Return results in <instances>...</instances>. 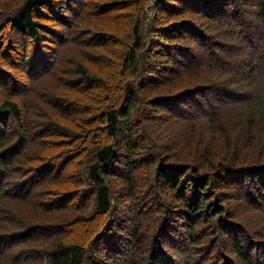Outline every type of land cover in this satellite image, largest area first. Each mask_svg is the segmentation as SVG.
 I'll use <instances>...</instances> for the list:
<instances>
[{"label": "trees", "instance_id": "trees-1", "mask_svg": "<svg viewBox=\"0 0 264 264\" xmlns=\"http://www.w3.org/2000/svg\"><path fill=\"white\" fill-rule=\"evenodd\" d=\"M184 74L198 79L178 91ZM158 84L173 87L151 110L140 93ZM182 117L223 138L222 160L144 128ZM263 144L264 0L0 5V259L40 247L46 264H264ZM28 201L46 218L87 213L42 223L18 209ZM75 228L90 233L58 238Z\"/></svg>", "mask_w": 264, "mask_h": 264}, {"label": "rangeland", "instance_id": "rangeland-1", "mask_svg": "<svg viewBox=\"0 0 264 264\" xmlns=\"http://www.w3.org/2000/svg\"><path fill=\"white\" fill-rule=\"evenodd\" d=\"M3 3H4V0L3 1L0 0V5H2ZM175 18L180 19V16H176ZM114 24L119 26V28L116 30V32L118 34L120 32H123V30H126V28L128 27L127 19H124V21L120 23L121 25L117 24L116 22ZM151 54L152 53H150V56L147 57V60H149V61H151V57L154 58V56ZM161 71H163V68ZM158 73L159 72H156L154 74V77H158L157 76V75H159ZM144 75H145V78H148V76L146 74H144ZM196 79H198V78L195 75L190 76V77L189 76L186 77V74H184V76L181 75V77L180 76L174 77L173 81H174L175 86L178 89V91H180L184 88H187V86L189 87V83L195 81ZM147 81H148V79H147ZM158 87L159 88L154 89V90H143L140 93L141 98H143V100L147 98L146 100H144V103L146 105H148V108H150L151 110L153 108L151 106V103L148 102L149 99L151 97L158 96V95L162 96V94H164L167 90H169L173 86H172V84H170L168 87H166V84H164L162 86H160V84H158ZM81 98L83 99V97H81ZM166 108H167V106H166ZM161 109H163V108H161ZM166 111L167 110H163L162 114L159 116L166 115ZM172 113H173V111H172ZM174 115L176 116V114H174ZM177 117H180V116H177ZM182 118L183 119L176 120V121L173 120V122H164V121H160L157 119L146 118L145 121L143 120L145 125H146V127H144V128L147 129L148 127H150V130H148L147 135L153 136L151 138V141L156 142L158 144L159 143L161 144L160 141L164 140L165 138L171 137V139H173V138L177 137L179 140L183 139V141H180V142L176 141L177 143H176L174 149L172 150L173 153H177V152L182 151L184 154H188L191 157H194L198 153H202L203 150L206 148V146L211 145L212 146L211 149L213 148V150H211L212 152H211V155H209V157H214L213 161H215V162L222 160V158L224 157V151L222 150L223 138L222 137L220 138L219 134H216V133L207 129V127H208L207 123L208 122H206V120L199 119L200 121H202V122H200L199 120H196L195 118H186V117H182ZM73 119H76V120H73ZM189 119H195V120H189ZM60 121L62 122V124L64 126L66 125L67 127H71L74 125L76 126V124L81 123V120H78V118L68 119V118L63 117L60 119ZM193 123H195L194 126L192 125ZM92 125L95 126L96 124L92 123ZM84 126H86V125H84ZM76 127H78V126H76ZM192 127L195 128V130L193 129V132L191 131ZM37 151H38V148L34 147V148H31L30 153H37ZM212 163H214V162H212ZM56 169H57V166L55 167V170ZM53 170H54V167H53ZM82 176L85 177V174H83ZM64 184L67 186L64 189H68L70 191H75L74 189L77 186L82 185V184L77 183V182H75V183H67L66 182ZM145 184H147V183H145ZM58 186H60V185H58ZM39 191L41 194L44 193L41 188H39ZM25 207H26V209H25ZM30 207H32V205H31V202L28 201L27 206H19L18 209L20 210L22 208L20 210L21 212L27 214L28 216L29 215L33 216L34 219L41 221L42 223L54 222L56 219L69 218L72 220L77 215H81L82 213L83 214L87 213V210H85V209H83V210L79 209L78 210V207H80L79 202H77L74 205V207H73L74 210H72V211L68 210L67 211L66 208L60 209L59 212H56V213L54 212V214H52V213L48 214L47 213L48 214L47 218H46V215L42 216L40 214H34L33 211H35V210L32 211V209ZM121 208L123 209V207H121ZM123 211H125V209ZM36 212H38V211H36ZM122 214H123V212H122ZM80 230H81L80 228H75L76 232H72V230H71L70 232H68L64 236L63 235L58 236V238L59 239H66L68 237L74 236L73 234H75V233L77 236L81 235L83 237V235L86 232L88 234L90 233V231H86L84 234H82V231H80ZM45 231L46 230H44V232ZM44 238L48 242H51V241L55 240L56 234L55 233L48 234V235L44 236ZM184 244H185V240L183 239L182 244L179 246L184 247ZM44 248H49V247H44ZM22 249H24L25 251L21 254V256L18 259L14 260V258H13V259H10V261H9L8 260L9 258L7 256V257H4V259H0V264H46V259L44 256H40L42 260H39V261L33 260V258H34L33 256L35 255V253H37L38 255H41L40 252L44 251L40 247H36L35 250H32L33 247H31L30 249L24 247ZM19 253H20L19 250H14V254L17 255ZM44 253H43V255H44ZM29 254H30V256H29Z\"/></svg>", "mask_w": 264, "mask_h": 264}, {"label": "bare ground", "instance_id": "bare-ground-1", "mask_svg": "<svg viewBox=\"0 0 264 264\" xmlns=\"http://www.w3.org/2000/svg\"><path fill=\"white\" fill-rule=\"evenodd\" d=\"M2 1H3V0H2ZM8 2H9V1H8ZM22 2H23V1H22ZM14 3H15V2H14ZM17 3H18V2H17ZM6 5H7V4H6ZM1 6H2V5H1ZM3 15H4V14H3ZM2 19H3V18H2ZM4 19H5V18H4ZM2 21H3V20H2ZM242 33H243V32H242ZM241 35L243 36V34H241ZM246 35H247V34H246ZM251 38H252V37H251ZM243 39H244V38H243ZM253 39H254V38H253ZM253 41H254V40H253ZM29 45H30V44H29ZM22 46H23V45H22ZM34 50H35V49H34ZM75 69H76V68H75ZM78 73H79V72H78ZM3 90H4V89H3ZM1 91H2V90H1ZM25 92H26V91H25ZM27 92H28V91H27ZM4 93H5V92H4ZM21 94H22V93H21ZM135 98H136V96H135ZM139 101H140V100H139ZM92 115H93V114H92ZM245 121H246V120H245ZM246 123H247V122H246ZM246 125H247V124H246ZM249 126H251V125H249ZM120 131H121V130H120ZM67 133H68V132H67ZM65 140H66V139H65ZM253 143H254V142H253ZM253 143H252V144H253ZM247 144H248V143H247ZM253 145H254V144H253ZM263 146H264V144H263ZM250 147H251V146H250ZM249 150H250V148L248 149V151H249ZM59 154H60V153H59ZM251 154H252V153H251ZM255 156H256V155H255ZM260 156H261V155H260ZM260 156H259V157H260ZM257 157H258V155H257ZM257 157H256V158H257ZM252 159H253V158H252ZM259 160H260V159H259ZM257 162H258V161H257ZM250 163H251V161H250ZM250 163H249V164H250ZM254 163H255V162H254ZM249 164H248V165H249ZM255 165H256V164H255ZM255 165H254V166H255ZM36 166H37V165H36ZM39 168H40V167H39ZM34 170H35V169H34ZM154 172H155V171H154ZM31 173H32V171H31ZM152 173H153V172H152ZM12 174H13V173H12ZM12 174H11V175H12ZM154 175H155V174H154ZM13 176H14V175H13ZM14 177H15V176H14ZM15 179H17V178H15ZM47 179H48V178H47ZM16 181H17V180H16ZM92 181H93V180H92ZM15 183H16V182H15ZM19 183H20V182H19ZM18 187H19V186H18ZM16 188H17V187H16ZM24 190H25V189H24ZM32 191H34V190L32 189ZM176 191H177V190H176ZM173 193H174V192H173ZM18 194H19V193H18ZM262 195H263V194H262ZM55 199H56V198H55ZM260 201H261V200H260ZM21 209H22V208H21ZM21 209H20V210H21ZM25 209H26V207H25ZM261 209H262V208H261ZM18 211H19V210H18ZM25 212H26V211H25ZM56 212H57V211H56ZM56 212H55V213H56ZM18 214H19V213H18ZM48 214H49V213H48ZM48 214H47V215H48ZM52 214H54V213H52ZM55 215H56V214H55ZM51 224H52V223H51ZM82 224H83V223H82ZM104 227H105V226H104ZM108 227H109V226H108ZM102 229H103V228H102ZM99 230H100V229H99ZM101 233H102V232H101ZM203 247H204V246H203Z\"/></svg>", "mask_w": 264, "mask_h": 264}]
</instances>
